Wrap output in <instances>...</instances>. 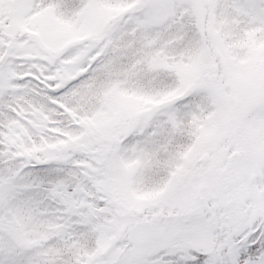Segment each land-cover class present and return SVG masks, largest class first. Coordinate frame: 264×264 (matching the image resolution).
<instances>
[{
    "label": "snow or ice",
    "instance_id": "1",
    "mask_svg": "<svg viewBox=\"0 0 264 264\" xmlns=\"http://www.w3.org/2000/svg\"><path fill=\"white\" fill-rule=\"evenodd\" d=\"M0 264H264V0H0Z\"/></svg>",
    "mask_w": 264,
    "mask_h": 264
}]
</instances>
